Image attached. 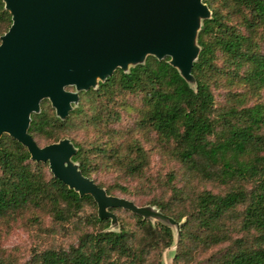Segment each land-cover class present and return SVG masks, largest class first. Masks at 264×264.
<instances>
[{
    "label": "trees",
    "instance_id": "trees-1",
    "mask_svg": "<svg viewBox=\"0 0 264 264\" xmlns=\"http://www.w3.org/2000/svg\"><path fill=\"white\" fill-rule=\"evenodd\" d=\"M202 1L210 16L202 19L196 35L199 50L190 69L193 85L168 63V56L158 59L148 54L143 62L126 71L117 67L95 88L81 91L78 105L62 119L46 98L41 99L39 111L30 113L27 132L36 143L39 136L46 144L79 126L112 123L119 116L116 95L139 93L136 123L169 143L173 157L188 173L226 186L220 192L199 191L191 197L188 209L174 213L166 201L149 200L175 219L186 215L172 264H188L193 250L220 243L225 245L208 254L206 264H264V103L231 106L215 113L210 87L217 52L232 69L242 70L241 77L253 89L264 86V50L252 36L259 29L264 32V0ZM227 12L237 14L244 31L227 21L228 15L223 14ZM10 22L11 15L0 0V34ZM71 141L75 146L71 159L89 176L88 155L79 142ZM125 147V153L115 155L127 174L141 176L147 162L144 148L136 140ZM46 166V162L30 158L18 140L0 134V216L32 206L46 208L54 218L63 220L85 203L95 205L90 194H78ZM171 187L176 197L182 195L180 187ZM133 216L138 229L131 232L122 222L118 230L107 229L109 219L93 213L98 230L84 232L77 244L67 248H45L36 259L39 264H103L105 260L144 264L148 249L171 243V230L165 224L152 225ZM238 230L240 235L232 234Z\"/></svg>",
    "mask_w": 264,
    "mask_h": 264
},
{
    "label": "water",
    "instance_id": "water-1",
    "mask_svg": "<svg viewBox=\"0 0 264 264\" xmlns=\"http://www.w3.org/2000/svg\"><path fill=\"white\" fill-rule=\"evenodd\" d=\"M11 22L0 34V134L7 133L34 160L78 194H90L99 217L121 205L169 226L177 222L151 206H137L107 194L71 159L66 138L38 145L27 132L31 112L47 98L63 118L78 90L96 86L119 67L143 62L150 54L168 63L190 84L199 46L197 31L210 10L202 0H2ZM73 85L75 90L64 89ZM176 235L178 229L176 227Z\"/></svg>",
    "mask_w": 264,
    "mask_h": 264
},
{
    "label": "rangeland",
    "instance_id": "rangeland-1",
    "mask_svg": "<svg viewBox=\"0 0 264 264\" xmlns=\"http://www.w3.org/2000/svg\"><path fill=\"white\" fill-rule=\"evenodd\" d=\"M223 14L228 15V22L235 23L239 29L244 31L237 14L228 12ZM252 36L257 40L261 50H264V32L259 29ZM214 64L216 69L210 78V87L215 113L231 106L239 108L254 102L264 103V86L257 90L253 89L241 77L242 70L232 69L223 54L216 53ZM90 87L95 88L96 86ZM64 89L75 90L74 86L70 84L65 85ZM87 89L77 91L78 99L75 103L71 102L68 112L78 105L80 92ZM139 96L140 94L137 92L118 93L116 100L119 116L115 121L106 125L79 126L59 138L66 137L70 141L72 139L81 144L90 162V173L87 177L93 182L99 183L107 194L123 197L137 206L154 207L177 222V226L170 225L171 243L163 248L148 249L143 258L144 264H156L158 260L161 264H172L177 249L180 226L186 215L175 219L149 200L166 201L170 211L174 213L188 209L191 197L199 191L209 189L213 192H220L226 186L188 173L185 167L173 157L169 143L161 140L153 130L141 127L136 123L138 109L141 105ZM120 103L121 105H119ZM262 128L264 129V125ZM35 138L39 145L46 142L42 137L36 136ZM133 140L138 141L146 152L147 162L142 169L141 176L127 174L115 155L125 153L127 150L125 146ZM41 162L47 163V161ZM46 170L51 173L48 164ZM170 175L173 177L169 178ZM120 185L126 190L122 191L119 188ZM171 185L183 190L180 197L172 194ZM106 209L113 217V222L111 217H107L109 219L107 229L118 230L119 224L122 222L125 227L134 232L138 229V224L133 214L148 220L152 225L156 222L163 224L160 219L154 216L146 217L121 205L107 206ZM93 213L98 216L96 202L95 205L83 204L80 210L63 220L54 218L46 208L32 206L0 216V260L3 264H39L36 257L43 249L67 248L69 245L77 244L84 232L98 230L100 225L93 222ZM176 227L178 235H176ZM232 234L240 235L241 231H234ZM224 245L225 243H220L209 248L195 249L191 252L187 262L188 264H206L208 254ZM103 264L116 263L105 260Z\"/></svg>",
    "mask_w": 264,
    "mask_h": 264
}]
</instances>
